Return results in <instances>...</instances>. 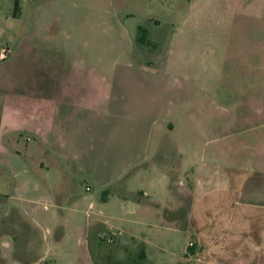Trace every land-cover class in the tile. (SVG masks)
<instances>
[{"label": "rangeland", "instance_id": "rangeland-1", "mask_svg": "<svg viewBox=\"0 0 264 264\" xmlns=\"http://www.w3.org/2000/svg\"><path fill=\"white\" fill-rule=\"evenodd\" d=\"M70 3L57 6L53 12L71 14L65 22L73 27L72 32L55 38L50 37L54 32L0 35V65L6 57L5 49L11 53L23 44H41L47 51L52 47L67 49L73 53V63L78 56H86L87 63L98 74L108 77L110 97L88 112L73 113V141L83 142L88 150L79 149L73 160L60 157L59 148L54 150V155L49 144H44L47 146L44 151L28 152L31 140H39L35 134L0 126V264H90L89 252L110 255L106 264L117 260L124 264L137 262L133 253L140 245L124 244L128 239L105 224L90 227L85 212L73 216L69 210L75 206L87 209L94 196L102 202L106 191L111 201L120 195L125 181H117V176L112 174L99 181L93 169L99 166L109 172L114 168L117 131L124 120L133 122L139 97L162 92L168 98L173 97L177 118L182 109L185 113L187 109L192 112L197 100L203 97L238 108L239 113L251 107L264 108V0H73ZM61 55L69 57L68 52ZM0 73L4 74L5 69H0ZM189 121L192 124L184 122V135L189 142L197 141L189 133L195 127L191 117ZM232 122L235 123L224 130L235 125L234 128L241 129L240 118ZM215 135L211 125L205 139L213 140ZM190 156L195 161L194 150ZM176 177L179 180L173 185L180 183L181 169ZM131 184L135 185L133 180ZM129 194L132 199L136 197ZM169 199L175 203L174 213L180 216L175 225H180L187 214V203L181 193L179 197L171 193ZM60 206L63 209H58ZM35 208L44 213L57 211L58 222L37 224L22 213L23 210L34 212ZM18 218H24L26 225ZM16 232L19 236L14 242L16 250L30 243L31 251L2 258L5 242L14 239ZM103 234L106 239L102 238ZM174 238L178 248L183 249L188 237ZM153 253L148 250L149 255ZM154 262L169 264L170 259Z\"/></svg>", "mask_w": 264, "mask_h": 264}, {"label": "crops", "instance_id": "crops-1", "mask_svg": "<svg viewBox=\"0 0 264 264\" xmlns=\"http://www.w3.org/2000/svg\"><path fill=\"white\" fill-rule=\"evenodd\" d=\"M70 2L73 0H0V35L54 32L50 37H62L73 31L65 22L71 14L53 11ZM45 48L23 44L3 58L0 126L35 134L39 140H31L28 152L44 151V144H49L53 151L59 148L60 157L73 160L79 149L88 151L83 142L73 141V113L88 112L108 99L111 81L98 74L86 56H78L73 63V53L67 49L52 47L48 50L51 53ZM63 52L69 57L62 56ZM173 99L163 92L138 98L133 122L124 120L117 131L114 168L109 172L99 166L93 169L99 181L109 174L125 181L120 195L111 201L106 191L102 202L94 196L87 209L75 206L69 213L85 212L88 226L105 224L128 239L124 244L140 245L133 253L138 259L135 264L168 259L169 264H264V108L251 107L239 113L238 108L203 97L192 112L182 109L184 118H177ZM190 117L195 127L189 128V133L197 141L189 142L184 122L190 124ZM237 118L242 120L241 129L235 125L226 129L230 132L224 130ZM211 125L216 135L206 140ZM180 169L183 177L173 185L179 180L176 175ZM129 193L136 197L132 199ZM171 193L177 197L181 193L188 206L180 225H175L180 216L174 213ZM44 212L39 208L22 211L37 224L58 222L57 211ZM18 220L26 225L24 218ZM174 236L188 237L183 249L175 244ZM13 238L5 242L2 258L31 251L30 243L16 250L17 232ZM148 250L154 253L149 255ZM87 255L90 264H106L110 259L104 252ZM114 264L124 263L117 260Z\"/></svg>", "mask_w": 264, "mask_h": 264}, {"label": "built area", "instance_id": "built-area-1", "mask_svg": "<svg viewBox=\"0 0 264 264\" xmlns=\"http://www.w3.org/2000/svg\"><path fill=\"white\" fill-rule=\"evenodd\" d=\"M10 53V50H6V54H9ZM102 238L103 239H106L107 237H106V235L105 234H103L102 235ZM109 241H112V238H109ZM192 245V244H191Z\"/></svg>", "mask_w": 264, "mask_h": 264}, {"label": "trees", "instance_id": "trees-1", "mask_svg": "<svg viewBox=\"0 0 264 264\" xmlns=\"http://www.w3.org/2000/svg\"><path fill=\"white\" fill-rule=\"evenodd\" d=\"M194 252V251H193Z\"/></svg>", "mask_w": 264, "mask_h": 264}]
</instances>
